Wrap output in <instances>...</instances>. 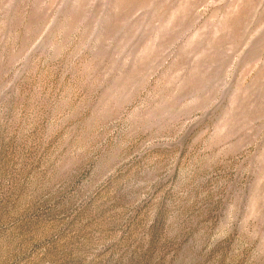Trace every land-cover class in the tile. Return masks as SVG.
<instances>
[{
  "label": "rangeland",
  "instance_id": "1",
  "mask_svg": "<svg viewBox=\"0 0 264 264\" xmlns=\"http://www.w3.org/2000/svg\"><path fill=\"white\" fill-rule=\"evenodd\" d=\"M0 264H264V0H0Z\"/></svg>",
  "mask_w": 264,
  "mask_h": 264
}]
</instances>
